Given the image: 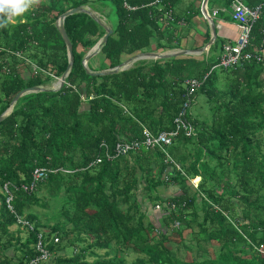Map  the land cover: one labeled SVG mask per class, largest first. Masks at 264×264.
<instances>
[{
	"label": "trees",
	"instance_id": "obj_1",
	"mask_svg": "<svg viewBox=\"0 0 264 264\" xmlns=\"http://www.w3.org/2000/svg\"><path fill=\"white\" fill-rule=\"evenodd\" d=\"M242 1L259 8L248 49L264 50V0ZM154 2L43 0L0 28V115L12 109L0 122V264L38 258L40 236L49 257L38 264H128L129 253L142 256L130 264H264V57L212 71L220 56L138 60L119 73L90 76L82 61L105 31L78 13L63 23L73 54L63 86L26 94L12 105L22 90L45 86L66 71L67 49L55 23L70 9L114 7L117 23L99 52L109 69L152 43L156 50L172 49L184 17L173 13L165 25L164 13L179 0ZM230 4L208 0L209 9L229 11ZM218 48L222 52L215 40L212 50ZM190 78L202 82L182 118L191 136L180 130L170 146L106 160L116 143L140 141L144 128L154 135L174 130ZM199 96L208 105L209 124L192 111ZM39 168L50 171L47 179L24 190ZM169 185L179 192L162 199L159 190ZM42 190L58 206L44 214L47 222L34 211L49 206L38 197ZM60 194L61 202L55 200ZM146 201L161 206L159 221L147 215ZM13 226L27 236L12 232Z\"/></svg>",
	"mask_w": 264,
	"mask_h": 264
},
{
	"label": "built area",
	"instance_id": "obj_2",
	"mask_svg": "<svg viewBox=\"0 0 264 264\" xmlns=\"http://www.w3.org/2000/svg\"><path fill=\"white\" fill-rule=\"evenodd\" d=\"M162 0H155L154 4L161 5ZM211 18H215L217 15V10L213 11V13H208ZM172 10H166L164 13V18L166 19L165 25H168L171 21ZM259 16V8H249L247 7L242 0H231L230 4V17L237 24L239 32L236 41L233 44H225L222 46V52L219 57L218 67L227 69H235L238 65H240L244 61L255 60L257 62H262L264 57V50L259 48H253L249 51L250 47V33L252 28V23ZM167 17V18H166ZM183 23L182 21L180 22ZM202 82L197 79H186L185 80V101L183 106L174 120L176 128L169 132H161L158 135H154L150 130L144 128L142 130V139L131 140V141H120L116 143L114 147V151L112 154L106 153L105 158L107 161H112L114 157L118 156H127L131 152H137L142 147L145 149H152L154 147H159L162 149L164 146H170L173 143L174 137L179 133L180 130L183 131L185 136H191L193 132V128L190 124L186 123L182 120L185 116L186 110L194 103V96L196 91L201 87ZM101 158L98 162H101ZM49 170L46 169H35L32 173V181L30 186L22 188L26 191H32L35 185L39 182L45 181L49 175ZM196 180L193 179L192 182ZM193 184V183H192ZM198 184L194 185L197 187ZM3 190L8 192V185H4ZM13 200L12 196H8L6 199V206L10 211L12 210L11 201ZM169 203V202H166ZM157 210H160L159 205L155 206ZM170 208H174V205H170ZM155 209V210H156ZM18 223H22L27 225V222L18 220ZM178 224L175 223V227ZM41 236L39 237V242L36 245V250L40 252V256L38 258H33L29 260L26 264H38L40 260L47 259L49 257L48 252L42 247L41 244Z\"/></svg>",
	"mask_w": 264,
	"mask_h": 264
},
{
	"label": "crops",
	"instance_id": "obj_3",
	"mask_svg": "<svg viewBox=\"0 0 264 264\" xmlns=\"http://www.w3.org/2000/svg\"><path fill=\"white\" fill-rule=\"evenodd\" d=\"M202 1L203 0H179V2L176 3L175 7L172 10V14L175 13L177 16L182 15V17H184V20H182L183 22L182 25L178 27L176 30L178 33L180 32L181 39L179 43L178 42L176 43L175 39H173L174 45L173 44L171 45L172 49L168 48L166 50H161V49L156 50L155 45L152 43L150 49L146 50L145 52L182 53L183 51H189L188 55H181L179 57L203 58V57H206V55H211L215 59L219 57L221 54V52L219 51V48L215 51L212 50V45L214 44L215 40L217 41V43H220L222 46L225 44L234 43L238 37L239 29H238L237 24L230 19L228 10L221 8L220 6L219 7L214 6L213 8L209 9L208 2H207L206 11L208 10L210 13H213V11L219 10V12L217 13L216 19L214 20L216 38L208 46L209 41L205 43L204 39L206 38L207 34L209 35V40L212 37L211 24L204 18L203 14L201 13ZM184 14L189 15L190 17L185 18ZM138 53H141V52H138ZM179 57H174V58H179ZM140 60H153V59H140ZM94 62L96 63V61ZM94 62L92 63V66H94L93 70L95 72L97 71V69H100V70L109 69L107 66L108 62L106 61L104 64H102V68L100 64L95 65ZM159 191H160V195L162 196V199H166L178 193L179 188L178 186H175V185H169L168 187L164 186L160 188ZM150 208L151 209H149V212L151 211L152 213L153 212H156V213H153V215L149 216V218L152 221L154 219L159 221L161 217V213L153 209L151 206Z\"/></svg>",
	"mask_w": 264,
	"mask_h": 264
},
{
	"label": "water",
	"instance_id": "obj_4",
	"mask_svg": "<svg viewBox=\"0 0 264 264\" xmlns=\"http://www.w3.org/2000/svg\"><path fill=\"white\" fill-rule=\"evenodd\" d=\"M208 0H203L202 1V9L201 12L204 16V18L209 21V23L211 24V33H212V37L209 40V44L208 46L215 40L216 38V32H215V27H214V21L209 17L207 11H206V5H207ZM78 13H85L87 15H89L95 22H97L105 31L104 35L102 36V38L91 48V50L84 56V59L82 61L83 67L86 71V73L90 76H106V75H111V74H116L119 73L120 71L125 70L129 65L133 64L134 62L140 60L141 58L143 59H153V60H159V59H168V58H174V57H179L181 55H188L189 51H183L182 53H173V52H164V53H159V52H141V53H137L135 55H133L132 57H129L127 60H125L124 62H122L120 65L111 68V69H107V70H103V71H98V72H91L87 66V63L90 59H92L95 55H97L102 47L106 44L109 36L112 34V29L106 25L102 19H100L96 14H94L89 8L85 7V6H80V7H76L74 9H70L66 12H64L62 15L59 16V18L57 19L55 25L66 45V49H67V55H68V66L66 71L63 73V75L60 77V88L63 86L64 82L66 81V78L73 66V54H72V46L71 43L69 41V38L65 32L63 23H64V19L70 15H74V14H78ZM202 50V49H201ZM199 51V50H197ZM42 91H52L51 89H43L41 87H32V88H26L24 90H22L20 93H18L15 98L12 101V105L22 96L29 94V93H33V92H42ZM10 113H8V111H6L5 113L0 115V122H2Z\"/></svg>",
	"mask_w": 264,
	"mask_h": 264
},
{
	"label": "rangeland",
	"instance_id": "obj_5",
	"mask_svg": "<svg viewBox=\"0 0 264 264\" xmlns=\"http://www.w3.org/2000/svg\"><path fill=\"white\" fill-rule=\"evenodd\" d=\"M41 1H43V0H41ZM41 3V2H40ZM39 3V4H40ZM35 7V6H34ZM92 8H93V12H96V13H98L104 20H105V22H106V24L111 28V29H113V28H115V26H116V23H117V18H116V15H115V11H114V7L110 4V3H105V4H99V3H95V4H93L92 5ZM31 10V9H30ZM32 10H33V8H32ZM150 49V48H149ZM143 52H145V51H143ZM142 52V53H143ZM84 59V58H83ZM101 59H102V57H101V55L100 54H97V55H95V57H93L92 59H90L89 61H88V65L89 66H91V72H95L93 69H94V66H92V63L94 62V61H96V63L94 62V64L95 65H98V64H100V66H101V68H102V64H104L105 62H103V61H101ZM128 58H124L123 57V59H122V62H124L125 60H127ZM98 62V63H97ZM96 68H98V67H96ZM98 71H103V70H100V69H98L96 72H98ZM27 73V71H24V72H22L21 74H23V75H25ZM52 77V76H51ZM60 77H57V78H53L52 77V81H50L49 83H46L45 84V86H44V89L46 88V89H53L52 91L53 92H55V91H58V89L60 88ZM192 111H193V113H194V115H195V117H198L201 121H206L208 124H209V122H210V119H211V114H210V112L208 111V105H207V103L204 101V97L203 96H199L198 98H197V102H196V104L195 105H193V108H192ZM12 112V109H9L8 110V113H11ZM196 181L195 182H192L193 184V186L194 185H196V184H198V178L197 179H195ZM39 194V192L37 193V195ZM59 196V198L58 199H55V200H58L59 202H61L62 201V199H63V194H60V195H58ZM38 197H40V199H42V200H44V201H46V203L48 202L49 203V206L46 208V207H34L35 208V212L38 214V216L40 217V219L41 220H43V221H46L47 222V218H46V216L44 215L45 213H49V212H53V210H54V212H56L57 211V208H58V206L56 207V208H54L53 207V201L50 199V197H48L47 196V194H46V192L44 191V190H42L41 192H40V194H39V196ZM65 197V196H64ZM143 206H144V209H145V211L147 212V215L148 216H152L153 215V213H156V212H149V209H151L150 208V203H148L147 201L143 204ZM33 208V209H34ZM153 209H156V207H152ZM156 211H158L159 212V210H157L156 209ZM161 213V212H160ZM52 223H50V225H51ZM17 227L16 226H13L12 228H11V231L12 232H17ZM17 233H19V232H17ZM190 233L189 232H184V237L185 238H189L190 237V235H189ZM19 235L22 237V238H25L26 236H27V234L24 232V231H22L21 232V234L19 233ZM173 239H176L177 241H178V237H174ZM167 247H170V248H172V249H174L175 248V244L174 243H170ZM98 255H104V253H105V251H97L96 252ZM68 254V253H67ZM70 254V253H69ZM189 256V255H188ZM187 256V257H188ZM137 258H142V256L141 255H139L138 253H135V254H128L127 256H126V261H127V263L128 264H130V263H132L133 261H135ZM182 258H183V254H182ZM187 259V258H186ZM89 261H91V259H88ZM188 260V259H187Z\"/></svg>",
	"mask_w": 264,
	"mask_h": 264
},
{
	"label": "clouds",
	"instance_id": "obj_6",
	"mask_svg": "<svg viewBox=\"0 0 264 264\" xmlns=\"http://www.w3.org/2000/svg\"><path fill=\"white\" fill-rule=\"evenodd\" d=\"M41 2V0H0V28H5L7 27L10 23H15L17 19L22 18L30 9H32L35 5H38ZM244 3V2H243ZM245 4V3H244ZM246 5V4H245ZM248 7V6H247ZM89 8V7H87ZM90 9V8H89ZM230 9V7H229ZM91 10V9H90ZM92 11V10H91ZM93 12V11H92ZM219 10H217V13ZM96 14L99 18L100 15L96 12H93ZM202 13V12H201ZM207 13H210L207 10ZM229 16H230V10L228 11ZM211 14V13H210ZM209 15V14H208ZM217 16V15H216ZM215 18H210L214 21ZM102 19V18H100ZM231 19V17H230ZM232 20V19H231ZM102 21L105 23V20L102 19ZM233 21V20H232ZM209 22V21H208ZM234 22V21H233ZM215 23V22H214ZM106 24V23H105ZM209 24V23H208ZM253 25V23H252ZM233 44V43H230ZM221 55V54H220ZM218 65V64H217ZM217 65H215L212 69L220 68ZM88 66V64H87ZM91 71V70H90ZM208 75V74H207ZM206 75V76H207ZM60 82V81H59ZM41 87L44 89V86H37ZM46 89V88H45ZM60 89V88H59ZM58 89V90H59ZM53 90V89H51ZM37 93V92H33ZM31 94V93H30ZM21 98V97H20ZM196 103V102H195ZM11 109V108H10ZM9 110V109H8ZM199 182V181H198Z\"/></svg>",
	"mask_w": 264,
	"mask_h": 264
},
{
	"label": "bare ground",
	"instance_id": "obj_7",
	"mask_svg": "<svg viewBox=\"0 0 264 264\" xmlns=\"http://www.w3.org/2000/svg\"><path fill=\"white\" fill-rule=\"evenodd\" d=\"M141 59H143V58H141Z\"/></svg>",
	"mask_w": 264,
	"mask_h": 264
}]
</instances>
